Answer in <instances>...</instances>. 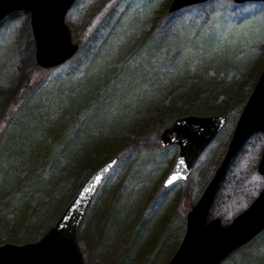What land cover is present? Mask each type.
I'll list each match as a JSON object with an SVG mask.
<instances>
[{
    "label": "rangeland",
    "instance_id": "1",
    "mask_svg": "<svg viewBox=\"0 0 264 264\" xmlns=\"http://www.w3.org/2000/svg\"><path fill=\"white\" fill-rule=\"evenodd\" d=\"M171 1L76 0L64 22L78 50L50 69L34 66L28 13L0 21V245L39 240L116 157L77 228L83 262L168 264L264 69V3ZM191 114L226 123L165 186L179 147L160 135ZM263 145L253 134L230 162L209 220L228 225L264 189ZM219 264H264V230Z\"/></svg>",
    "mask_w": 264,
    "mask_h": 264
},
{
    "label": "water",
    "instance_id": "2",
    "mask_svg": "<svg viewBox=\"0 0 264 264\" xmlns=\"http://www.w3.org/2000/svg\"><path fill=\"white\" fill-rule=\"evenodd\" d=\"M76 0H0V21L23 11L30 16L35 44V63L47 69L62 65L73 57L78 45L72 43L65 16ZM208 0H172L168 9L182 8ZM236 4L264 0H233ZM224 116L187 115L177 118L160 135L162 146L176 145L179 153L165 182L176 175L172 185L184 181L197 159L224 127ZM255 133L264 136V69L258 77L237 120L228 147L218 168L198 201L188 211L184 236L168 264H219L264 230V189L228 225L220 219L208 220L209 211L226 170L243 145ZM181 161L183 163L181 164ZM117 162L112 158L98 168L56 222L37 241L0 245V264H84L76 242L79 223L97 189ZM264 178V145L257 165ZM99 177V179H96Z\"/></svg>",
    "mask_w": 264,
    "mask_h": 264
},
{
    "label": "snow or ice",
    "instance_id": "3",
    "mask_svg": "<svg viewBox=\"0 0 264 264\" xmlns=\"http://www.w3.org/2000/svg\"><path fill=\"white\" fill-rule=\"evenodd\" d=\"M182 163H183V161H181V164H182ZM96 179H99V177H97ZM175 179H176V175L174 174L173 177H172L171 179H169V180H167V181L165 182L166 185L172 183L173 180H175Z\"/></svg>",
    "mask_w": 264,
    "mask_h": 264
},
{
    "label": "trees",
    "instance_id": "4",
    "mask_svg": "<svg viewBox=\"0 0 264 264\" xmlns=\"http://www.w3.org/2000/svg\"><path fill=\"white\" fill-rule=\"evenodd\" d=\"M11 15H12V14H11ZM9 16H10V15H9ZM7 17H8V16H7ZM34 66H35V68H38L36 64H35ZM185 113H192V111H188V112L186 111ZM191 115H192V114H191ZM199 115H201V114H199ZM185 116H186V115H185ZM181 117H182V116H181ZM176 119H177V118H176ZM174 120H175V119H174ZM172 123H173V122H172ZM172 123H171V124H172ZM169 126H170V125H169ZM169 126L167 125V127H169ZM262 232H263V231H262Z\"/></svg>",
    "mask_w": 264,
    "mask_h": 264
},
{
    "label": "bare ground",
    "instance_id": "5",
    "mask_svg": "<svg viewBox=\"0 0 264 264\" xmlns=\"http://www.w3.org/2000/svg\"><path fill=\"white\" fill-rule=\"evenodd\" d=\"M47 69H50V68H47Z\"/></svg>",
    "mask_w": 264,
    "mask_h": 264
}]
</instances>
